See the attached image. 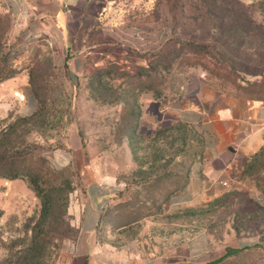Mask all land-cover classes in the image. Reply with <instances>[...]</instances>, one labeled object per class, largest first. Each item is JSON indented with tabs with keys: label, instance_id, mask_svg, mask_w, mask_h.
Here are the masks:
<instances>
[{
	"label": "rangeland",
	"instance_id": "1",
	"mask_svg": "<svg viewBox=\"0 0 264 264\" xmlns=\"http://www.w3.org/2000/svg\"><path fill=\"white\" fill-rule=\"evenodd\" d=\"M104 1L103 16L71 20L91 51L72 78L59 44H20L0 0V264H69L92 178L113 185L100 245L175 264H264V147L202 197L215 181L203 142L174 112L189 99L264 101V0ZM237 1L260 30L217 28L221 15L238 19ZM198 237L206 250L189 254ZM227 249L238 250L216 262Z\"/></svg>",
	"mask_w": 264,
	"mask_h": 264
},
{
	"label": "crops",
	"instance_id": "2",
	"mask_svg": "<svg viewBox=\"0 0 264 264\" xmlns=\"http://www.w3.org/2000/svg\"><path fill=\"white\" fill-rule=\"evenodd\" d=\"M12 16L15 32L20 44L45 37L52 44L60 45L63 58L61 65L74 78L91 54L89 47L79 44L71 31L70 23L75 15L87 20L103 16L105 1H98L99 12H89L91 0H3ZM83 3L80 9L79 5ZM86 6V9H85ZM93 6L96 4L93 3ZM77 12V13H76ZM64 53V54H62ZM175 114L198 131L204 147V154L210 165L209 176L214 183L197 195L206 196L218 191L217 178L227 177L232 172L237 158H245L264 145V103L249 99H234L210 109L200 100H183L174 108ZM112 181L92 178L85 185V202L74 213L81 238L69 264H175L151 256L144 257L131 248H114L100 245L96 240V228L100 214L112 195ZM192 190L180 191L174 202H186ZM194 193V192H193ZM188 252L202 253L206 250L203 237L188 245ZM178 264V263H177ZM185 264V263H181Z\"/></svg>",
	"mask_w": 264,
	"mask_h": 264
},
{
	"label": "trees",
	"instance_id": "3",
	"mask_svg": "<svg viewBox=\"0 0 264 264\" xmlns=\"http://www.w3.org/2000/svg\"><path fill=\"white\" fill-rule=\"evenodd\" d=\"M237 3L240 6V8L237 9L239 11V15L237 17L238 19H236V20L234 19V20H232L231 23L226 24V22H225L226 20L224 19L225 17H222V15H221L218 18H216V24L215 25L217 26V28H219L222 33H224L226 30H229L232 28L238 29V28H243V27H245L246 32H248V31L251 32V31H254L255 29L260 30V28L262 26L256 25L253 21H249L248 23H245V25L243 24L242 16H241L242 15V11H241L242 4L239 1H237ZM262 103H264V101ZM263 147H264V145L258 151L253 153V155L258 153V152H259V154H261L263 152ZM237 250L238 249H227V251L224 255H222L221 257L216 259V262L221 260L222 258L228 256L229 254L236 252Z\"/></svg>",
	"mask_w": 264,
	"mask_h": 264
},
{
	"label": "built area",
	"instance_id": "4",
	"mask_svg": "<svg viewBox=\"0 0 264 264\" xmlns=\"http://www.w3.org/2000/svg\"><path fill=\"white\" fill-rule=\"evenodd\" d=\"M222 184H224V182H221Z\"/></svg>",
	"mask_w": 264,
	"mask_h": 264
}]
</instances>
